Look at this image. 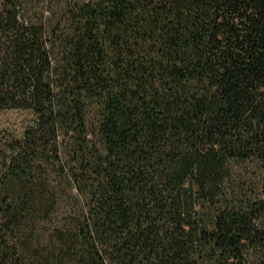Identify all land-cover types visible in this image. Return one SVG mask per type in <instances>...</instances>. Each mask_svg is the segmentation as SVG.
<instances>
[{
    "label": "trees",
    "instance_id": "16d2710c",
    "mask_svg": "<svg viewBox=\"0 0 264 264\" xmlns=\"http://www.w3.org/2000/svg\"><path fill=\"white\" fill-rule=\"evenodd\" d=\"M1 109L0 264H264V0H0Z\"/></svg>",
    "mask_w": 264,
    "mask_h": 264
},
{
    "label": "rangeland",
    "instance_id": "374dc122",
    "mask_svg": "<svg viewBox=\"0 0 264 264\" xmlns=\"http://www.w3.org/2000/svg\"><path fill=\"white\" fill-rule=\"evenodd\" d=\"M80 0H27V12L31 15L41 16L44 21L51 22L62 16L66 6ZM32 115L22 109L0 110V136L21 135L25 126L30 122ZM248 185H257V178L250 173L246 177Z\"/></svg>",
    "mask_w": 264,
    "mask_h": 264
}]
</instances>
